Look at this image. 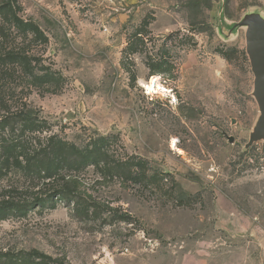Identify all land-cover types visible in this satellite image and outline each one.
<instances>
[{
    "label": "rangeland",
    "instance_id": "1",
    "mask_svg": "<svg viewBox=\"0 0 264 264\" xmlns=\"http://www.w3.org/2000/svg\"><path fill=\"white\" fill-rule=\"evenodd\" d=\"M11 1L0 207L20 206L0 211V264H264L245 23L264 0ZM103 136L98 161L69 147Z\"/></svg>",
    "mask_w": 264,
    "mask_h": 264
},
{
    "label": "water",
    "instance_id": "2",
    "mask_svg": "<svg viewBox=\"0 0 264 264\" xmlns=\"http://www.w3.org/2000/svg\"><path fill=\"white\" fill-rule=\"evenodd\" d=\"M250 28L247 32V52L250 57L252 71L254 73V96L256 97L261 116L251 134L250 144L264 139V21L258 17L246 20ZM230 142L235 138L225 133Z\"/></svg>",
    "mask_w": 264,
    "mask_h": 264
},
{
    "label": "trees",
    "instance_id": "3",
    "mask_svg": "<svg viewBox=\"0 0 264 264\" xmlns=\"http://www.w3.org/2000/svg\"><path fill=\"white\" fill-rule=\"evenodd\" d=\"M17 4H18V0H12L11 3L5 4L4 8L6 7L12 9L15 8ZM21 116L24 120L27 121L34 119L25 111L23 112V114H21ZM64 144L66 143H61V145L63 146ZM108 145H109L108 138L103 136L101 138L94 139L92 145H88L83 149L74 145L72 147L71 146L69 147L74 151V153H77L82 160L84 159V163H85V161H91V162H94L96 160L98 161L99 157L106 156L107 153L104 150L107 149ZM61 161H65V159L64 160L62 159ZM122 166L123 165H121V163L117 165L118 168H121ZM60 195L65 197V194L63 192H61ZM19 206L20 205H18V203L9 201L0 207V211H5L8 208H17Z\"/></svg>",
    "mask_w": 264,
    "mask_h": 264
},
{
    "label": "bare ground",
    "instance_id": "4",
    "mask_svg": "<svg viewBox=\"0 0 264 264\" xmlns=\"http://www.w3.org/2000/svg\"><path fill=\"white\" fill-rule=\"evenodd\" d=\"M153 82H155V87H156V85H157L156 82H157V81H156V78H155V77H153V78L151 79V81L148 83V86H147V87H148V90H149V87H151V86L153 85ZM157 86H158V85H157ZM155 87H154V88H155ZM154 88H152L151 91H153Z\"/></svg>",
    "mask_w": 264,
    "mask_h": 264
},
{
    "label": "clouds",
    "instance_id": "5",
    "mask_svg": "<svg viewBox=\"0 0 264 264\" xmlns=\"http://www.w3.org/2000/svg\"><path fill=\"white\" fill-rule=\"evenodd\" d=\"M147 87V86H146ZM155 87V82H153V85L151 86V87H149V91H151L152 90V88H154Z\"/></svg>",
    "mask_w": 264,
    "mask_h": 264
}]
</instances>
